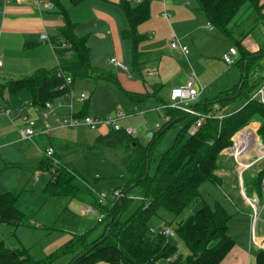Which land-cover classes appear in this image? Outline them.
<instances>
[{"label":"trees","instance_id":"16d2710c","mask_svg":"<svg viewBox=\"0 0 264 264\" xmlns=\"http://www.w3.org/2000/svg\"><path fill=\"white\" fill-rule=\"evenodd\" d=\"M50 1L63 22L57 32L49 36L50 42L55 45L56 65L50 68L38 67L32 73L18 78H6L0 81V92L15 95L27 91L31 104L41 106L45 101L61 98L78 79L98 83L107 80L119 85L112 73L91 65L86 45L87 36L74 33L75 23L71 21L68 9L60 0ZM80 1L68 0L71 5ZM194 1L208 24L222 35L233 39L239 52L236 64L241 76L232 88L209 99L197 100L192 107L207 112L212 105L222 107L236 98L242 99L244 105L222 118H207L192 134L188 133L195 119L191 116L178 131L171 145L161 152L152 174L149 173V162L160 136L174 122L189 114L167 107L165 112L169 119L151 134L146 144L129 135L123 128L107 129L97 135V141L110 148L121 149L120 162L127 173L123 185L114 188H119L122 196L111 201H101L83 177L77 175L71 164L58 160L54 155L57 163L50 157L43 156L36 169L46 171L51 176L44 185V193L76 198L103 212L104 217L91 229L70 235L59 247L39 259H34L24 246L10 249L0 240V264H54L62 257H68L64 264H218L232 248L234 239L227 232L231 215L219 202L213 206L204 202L199 186L206 180L220 185V177L215 173L218 156L224 148L232 145L231 137L253 119L261 121L258 136L264 143V103L252 97L264 79L262 76H251L264 57V43L256 51H250L242 44L241 37L234 39L233 34L238 15L247 8L245 5L260 12V3L259 0ZM118 6L128 23L120 35L132 42V68L139 72L137 62L140 52L136 45L141 36L137 34L136 26L148 18L149 0L135 4L129 0H119ZM61 43H64L63 47ZM58 72L63 75H58ZM64 76H70L71 83L60 88ZM258 84L260 86L257 87ZM121 89L131 102L139 104L156 97L160 86L153 84L144 92ZM85 114H88L87 100L77 113L78 116ZM255 126L256 123L250 124L244 131L237 133L234 139L238 140L246 130ZM93 147L92 145L91 148ZM262 178L264 166L252 181L258 197L262 195ZM136 186L142 190V200L123 217L132 205L131 191ZM18 193V189H13L0 194L1 223L23 221L21 212L15 207ZM192 204L199 206L175 227V233L188 249V254L182 257L176 254V247L168 241L166 235L150 229L148 220L160 206L178 214ZM80 253L82 255L77 257ZM252 264H264L263 248L257 250Z\"/></svg>","mask_w":264,"mask_h":264},{"label":"rangeland","instance_id":"374dc122","mask_svg":"<svg viewBox=\"0 0 264 264\" xmlns=\"http://www.w3.org/2000/svg\"><path fill=\"white\" fill-rule=\"evenodd\" d=\"M180 1L182 3L184 2L185 6L190 8L197 6L194 0H179V2ZM187 1H190L189 5L187 4ZM131 3L135 4V1H131ZM160 5V1L152 0L151 4H149L148 18L136 26L137 34L141 36L136 45V49L138 51L142 48L153 49V52H156L153 60L155 63L152 64L153 67L147 68L155 70L156 68L154 66H156L158 62L159 70L162 69L163 72L160 73L163 79L162 86L156 97L148 98L137 106L136 103L131 102L126 97L118 84L107 80L98 83L93 80L78 79L75 81L72 92L74 97H77L81 91L87 95L88 114H108L113 112L116 108H120L124 117L119 120V125L122 128H133L136 131L135 137L143 144L148 143L151 138L147 136V133L151 132L152 134L155 132L154 126L156 123L161 125L165 123V108L162 107V104L164 102H169V91L175 87L182 78L181 75H174L173 73L168 72V69L179 70L183 68V70H180L181 72L183 71V74H193L194 72L195 74L196 72L199 73V76L196 78V85L202 89L198 98V100L201 101L205 100V97L211 95L206 94V92L215 93L230 87L237 82L240 75L238 65L236 64L239 52H237L236 55H232V57H237L232 64H227L221 56L218 55V50L221 49V47H226L227 49L230 45L235 46L236 48L237 46L233 42V39L222 34L219 35L217 29H207V34H209L207 41H209L215 48L210 50L211 54H204L205 56L203 57L202 48H200L199 55L195 58L197 59V62L194 65V60H192L191 68L184 55L177 54L169 47V43L174 35L172 32L174 18H169L170 23L166 21V19L160 14ZM245 6H247V8H245L246 10H244L241 15H238L236 23L244 22L245 26L247 25L246 29H248L249 32L252 31L250 35L245 38V43L252 47L254 43L264 42V4H259L260 12L259 10L255 11L254 8L247 4ZM52 11L54 19L48 29L45 30L48 32L56 31L63 25L60 16L55 13V8L52 9ZM180 14L181 16L175 20L179 33L176 34V36L180 38L182 37V40L185 41L188 50L191 53L188 57H192L193 53L196 51V47L191 45L190 38H193L195 42L202 43V27L201 31L195 30L193 28L195 22L189 20L192 19L191 15L188 16L183 13V11H181ZM149 31L153 33L152 39L144 36V33ZM233 34L234 39H240V37H242L238 33L233 32ZM211 35L216 37L212 38ZM8 41V54L7 50L1 52V58L4 62L2 70L4 72H0V81L4 80V78L9 75V77L12 75V77L18 78L30 74L31 72L28 73L29 68L37 62L38 65L44 63L45 68L55 65L53 49L48 42H43L41 45L34 46H19V44H16L13 39ZM125 41V44L128 45L127 51L131 52L132 42L128 39ZM107 55L108 50L104 49L102 53L103 58L101 60L103 61ZM123 60L124 62L131 63L130 58H123ZM105 62L102 64V67H98L109 70L110 66L106 65L107 62ZM6 71L11 72L12 74H9ZM155 73L156 71L152 75L147 76V78L151 79V81L156 80ZM256 73L262 74L264 77V59L261 61L260 65L252 71L251 76ZM214 76L217 79L213 80L209 86L203 85L202 78L208 81ZM122 79L134 80L128 78L126 75H123ZM150 85L151 86L149 87H152L153 84ZM258 86H260V84H258L257 87ZM28 96L27 91H21L15 95L7 94V92H0V104L5 103L6 107L10 108L12 111L11 118L3 115L0 116H3V125L6 127L9 139L13 140L10 146L6 147L5 150L4 148L2 150L0 149L2 157L11 162L9 163V166L5 168L3 165H0V187L18 189L19 193L15 201V207L17 204L24 211L31 213L35 208L38 209V206L41 205L43 199L42 196H45L43 188L50 175L48 172H40L38 178L35 179L32 170L37 168L41 160L42 153L40 149H44L47 143V136H42L39 133H36L31 138H22L19 133L21 128L28 126L29 119H33V124L29 125L33 130L38 131L42 126V118L38 114L36 106L32 105L29 101ZM64 96L65 95L62 96V103L66 105L69 102V99ZM24 101L27 102L25 111L29 115H27V119L22 118V120H20L16 116V113H18L17 110L19 104ZM234 101V109L237 108L239 104L243 103V100L240 98ZM73 105L75 108L79 105L81 108L84 105V101L83 103H80L74 99ZM210 107L211 109H215L216 105ZM62 115L63 114H59L60 119H63ZM50 117L51 115H49L48 118ZM190 118L191 116L187 115L184 119L174 122L160 136L156 148L150 158V174L153 173L161 152L165 151L171 145L178 131ZM106 130L107 128L105 127L92 129L85 125L72 127L60 125L57 121L52 122V131H54L56 137L53 140L56 144L59 142L62 144V150H60L62 160L69 162V164L74 166L77 175L83 177L87 185L97 196L101 192L104 193V202L111 201L114 198L113 189L117 186L123 185L127 175L125 168L120 162L121 149L110 148L104 143L96 140L97 135L106 132ZM6 140H8V138L4 141ZM92 145L94 146L93 148H91ZM218 159L220 161V158ZM52 161L54 163L58 162L56 159H52ZM259 168H261V165H259ZM250 170L256 176L257 168L252 166ZM237 183L238 181L235 183L236 186ZM199 193L201 199L209 206H213L216 202H219L228 210V213L231 214L227 223V232L234 239L236 245L247 243L249 235H251L252 232V227L255 228L260 224L259 218L262 217L263 204L258 200V204H255L257 218L254 221H252V218L247 221V219L244 218V215L235 209V205L233 204L234 201L240 204L242 202L238 188L235 190L230 188L228 181H224L218 185L206 180L200 184ZM131 194L133 196L132 205L129 210L123 214V217L127 216L142 200V190L139 186L134 187ZM246 194L248 196V193ZM48 198H50V202L53 200L57 202V204H53L50 209H59L49 223L47 222L46 225H43L40 228L31 224H29V226H31L29 227L23 223L21 225L25 226H19L25 229L23 239L26 241L28 252L34 259L44 257L64 243L70 235L78 234L80 231L85 232L94 227L97 222V213H100V211L96 209V214L90 213L84 215L81 211L83 209L82 207H86V205L75 199H72L71 203L80 205L81 210L80 208L75 207L67 208L69 205V198L66 196H51ZM248 198L250 197L248 196ZM262 198H264V192ZM36 202H38L37 205L35 204ZM31 205H33V210ZM45 205L46 204L43 202V207H45ZM198 206L199 204L189 205L178 214H173L171 211L160 206L156 213L148 220V225L154 232H161L164 228L169 227L172 230V233L166 235V238L176 247V254L185 257L188 254V249L184 241L175 233V227L179 222L187 219V217L192 214ZM251 209L253 210L252 207ZM20 212L25 216L24 218H27V216L23 214L25 212H22L21 210ZM28 219V221H30L32 220V217H29ZM4 224L5 223L0 222V238L5 241L6 238H10L6 227L8 225ZM261 242L264 248L263 238L261 239ZM251 250V256L253 257L255 251L253 248ZM67 260L68 257H62L56 260L54 264H64Z\"/></svg>","mask_w":264,"mask_h":264},{"label":"crops","instance_id":"0c3cea01","mask_svg":"<svg viewBox=\"0 0 264 264\" xmlns=\"http://www.w3.org/2000/svg\"><path fill=\"white\" fill-rule=\"evenodd\" d=\"M60 1L68 9V13H69V17L71 21L75 23L74 33L77 35L87 36L86 45L89 49L91 65L99 68L98 66L102 67V64H104V62L106 61L107 62L106 65L110 66L109 70H105L103 68H99V69L112 73L113 76L117 79L120 85V88L122 87L123 89L128 90V91L144 92L147 88H150L149 87L151 86L150 84L159 85L161 88L163 79L160 73H163V72H162V69L159 70L158 62L156 66H154L156 68L154 70L156 71V73L154 74L156 77V80L151 81V79L144 77L142 74L144 69H146L147 67H153L152 64L155 63L153 60H154V56L156 55V52H153V49H143L142 48L141 50H139L140 57L138 59L137 66L140 67V71L138 72L136 69L132 68V53L127 51L128 45L125 44L126 38H122V36L120 35L121 30L126 28L128 23H127V20H126V17L123 11L118 6L119 0H81L76 5H71L68 2V0H60ZM151 1L152 0H149V4H151ZM158 1H160L161 3L160 5L161 6L160 7L161 16L164 19H166V21L168 22H169L170 17L174 18L173 27H172V30H173L172 32L174 34L173 38H177L182 44L186 45L185 41L182 40V37L180 38L176 36V34H179V33L177 29V24L175 21L177 18H179V16H181L180 14L181 11H183V13L187 14L188 16L191 15L192 19H189V20L195 22V26L193 24L194 26L193 28L195 30L201 31V27H202V43L201 42L198 43L197 41L195 42L193 38H190L191 45L196 47L195 48L196 51L193 53L192 57H188V55L191 54L190 51L188 50V47H187V52L183 53L178 49L171 48L169 45V47L172 50H174L177 54L179 53L181 55H184L188 61L189 66L192 68L191 62L192 60H194L193 61L194 65L197 62L196 61L197 59L195 58L198 57L200 48H202V57L205 56L204 54H208V55L211 54L210 50H213L215 48L212 46V44L209 41H207V37H209L208 36L209 34H207L208 33L207 29L213 30L215 28L210 25L209 26L207 25L208 23L206 22L203 14L197 9V6L190 8V7L185 6L184 2L183 3L181 1L179 2V0H158ZM260 3L264 4V0H260ZM187 4L189 5L190 1H187ZM52 12H53L52 10L39 11L35 6L34 0H25L22 3L0 0V54L4 50H7V54H8V49H7L9 47L8 40L10 39H13L16 44L17 43L19 44V46L21 45L34 46V45H39V44L41 45L43 44V42H48L46 40L40 39V34L45 32L49 37L50 35H54L57 32L58 29L56 31H50V32L45 31L48 29L52 20L54 19L53 17L54 14ZM164 12H167L169 16H165L163 14ZM246 26L244 22L235 23L233 32L238 33L242 36L241 42L247 49H249L250 51H256L260 47V45L263 44L264 42L256 43V44L254 43L252 47L248 46L245 43V38H247V36H249L252 31L249 32V30L246 29ZM220 34L221 33L219 32V35ZM144 36L146 38L152 39L153 33L151 31L145 32ZM211 37L213 38L216 36L211 35ZM230 46H228V48ZM228 48L226 49V47H223V48L221 47V49L218 50V55H220L222 58L223 53H225L228 50ZM49 49H50V46H49ZM104 49L108 50V55L102 61L101 59L103 58L102 53ZM53 53L55 56V65H56V55H55L54 49H53ZM113 56L122 60L123 62H124L123 58L131 59V63H128V62H124V63H126L129 66L133 74L132 79L134 80L122 79V76L125 75V73L114 68L111 64L108 63V59ZM236 58L237 57H234V60H236ZM263 59L264 57L261 59V61ZM3 65H4V62L2 61V65L0 66V72H4L2 70ZM38 67H44V63H42L41 65L40 64L38 65V62L35 63L29 68L28 73L29 72L32 73ZM180 70H183V68L179 70H174V69L167 70L168 72L173 73L174 75H181L182 77L179 80V83L175 85V87L183 84L188 78H193L196 83V78L197 76H199L198 75L199 73L196 72L195 74L194 72L193 74H190V73L183 74V71L181 72ZM6 72H8L9 74H12L9 71H6ZM9 76H7L6 78H9ZM240 76H241V72L239 75V79H240ZM255 76H262V78L264 79L262 74L256 73V74H253L252 77L254 78ZM215 79H217L215 76L213 78H210L208 81L202 78V83L205 86L206 85L209 86L211 82ZM239 79L237 80V82H235L230 87H227L218 92H215V93L206 92V94H211V95H209V97H205V99L214 97L217 93L232 88L236 83H238ZM74 84L72 85V89H74ZM261 86H264V82L263 84H261ZM170 91H169V94H170ZM85 100L86 99H84L83 101ZM234 100H232L230 103L222 107H217L216 105L215 109L218 110L220 113L226 115L231 112L237 111L245 103L243 101V103L239 104V106L234 109L233 108V104L235 102ZM83 101H77V102L83 103ZM26 103L27 102L24 101L18 106V107L23 106V109L20 112L17 110L18 113H16V116L20 120H22L23 115H29L25 111ZM139 104H136V105L138 106ZM0 106L6 107L5 103L0 104ZM75 109L79 111L80 106L79 105L76 106ZM102 115H105V114H102ZM3 116H0V149L1 150L3 148L5 150V148L9 147L11 142H13L12 139H9L8 132L6 131V127L3 125V119H2ZM252 123H256L255 128L251 127L250 129L246 130L238 138V140L234 139V136L237 133L244 131ZM260 126H261V121L258 119H253L252 121L244 125L239 131H237L234 134V136L231 137L232 145L224 148L220 152V155L218 156V158H220V161L219 159H217L218 168L215 171V173L220 177V183L224 181L225 182L228 181L230 188L234 190L238 188L239 195L242 198V202L240 204L234 201L233 204L235 205V209L238 212H241L244 215V218L247 219V221L251 219V215L253 212V210L251 209V206L247 202L248 196L257 197V199L261 202V204H263L262 205L263 207L262 217L259 218L260 224L255 228L252 227V232H251V235H249L247 243H244L242 245H236L234 241V245L232 246V248L228 251V253L223 257V259L218 264H252L255 260V255H256L257 250H259L260 248H263L261 239L262 238L264 239V198H262V195L260 197L257 196L254 190V187H253V183H252L255 175L250 170L252 166H255L258 172L264 166V143L261 141V144H258V141H257L258 139H260L258 136V129ZM248 135H251V137L247 138ZM42 136H47L46 137L47 143L44 149L47 146H51L53 148V151H54L53 155L55 156V158L57 157L58 160L65 162V163H69V162L62 160L61 158L60 150H62V144L60 142L58 144L54 142L53 139L56 138L54 131H51L49 135H42ZM7 138L8 140L4 141ZM44 149L42 148L40 149L42 153V157L44 156L43 154ZM9 163L11 162H9L7 159L2 157V154H0V165H3L5 168L9 166ZM259 165H261V168H259ZM32 170H33L35 179L38 178V174L40 172H46L41 169H35V170L32 169ZM50 177L51 176H49L48 180L50 179ZM235 180L238 181L237 186L235 185L236 183ZM263 184L264 183H263V178H262V182H261L262 189H263ZM2 188L3 187H0V194L7 190H13L11 188L10 189H7V188L2 189ZM246 193H248V196ZM262 194H263V190H262ZM44 195L45 196H42L43 197L42 203L40 206H38V209L35 208L33 210V205H31L32 210H33L31 213L24 211L23 209H21V207H19L16 204V208L18 210L20 209L22 212H25L23 214H25L27 218H24L25 216L22 215L23 221H21L20 223L6 224L8 225L6 227H7V232L9 233L10 239L6 238L4 241V239L2 240L0 238V240L3 241L6 247L10 249H14L19 246L26 247V241H24L23 239V236L25 235V229L19 227L22 223L28 226L29 224L34 225V226L36 225L35 227L40 228L41 226L46 225L47 222L49 223L54 218V216L57 213V210L59 209L53 210V209H50V207L53 204H57V202H55L54 200L50 202V198L48 197H51L53 195L47 194L48 195L47 196L46 193ZM66 197L69 198V201H68L69 205L67 206V208L75 207V208H80L81 210L80 205L71 203V200L75 199L79 202H82V201L76 198L69 197V196H66ZM43 202L46 204L45 207H43ZM82 203H84L86 207L90 205L85 202H82ZM35 204L37 205L38 202H36ZM86 207H82L83 209L81 212L84 213V210ZM86 214H90V213H84V215ZM29 217H32V220L28 221ZM25 225H21V226H25ZM79 233H83V231H80ZM252 248L255 251L253 257L251 256ZM95 264H107V263L97 262Z\"/></svg>","mask_w":264,"mask_h":264},{"label":"built area","instance_id":"2783aa9c","mask_svg":"<svg viewBox=\"0 0 264 264\" xmlns=\"http://www.w3.org/2000/svg\"><path fill=\"white\" fill-rule=\"evenodd\" d=\"M6 1H14L17 3H22L25 0H6ZM135 1L136 3H139L143 0H130ZM35 6L39 11L42 10H52L54 9V5L52 1L50 0H34ZM165 16H169L167 12L163 13ZM208 26L210 24H207ZM211 26V25H210ZM40 39L46 40L49 42L52 49L55 48V45L50 42L48 35L44 32L40 34ZM170 47L173 49H178L183 53L187 52V46L182 44L177 38H173L170 43ZM64 46V43H61V47ZM237 50L234 46H230L228 50L223 53L222 59L227 64H232L234 62V57L232 55H236ZM108 63L111 64L114 68L122 71L125 73V75L128 78H132L133 74L129 68V66L124 63L122 60L116 58V57H110L108 59ZM2 65L1 60V54H0V66ZM155 71L153 69H144L142 74L144 77L150 76ZM63 75L61 72H58V75ZM71 83V77L70 76H64V82L60 85V88H62L65 85H68ZM201 87H198L195 83V80L193 78H188L183 84L176 86L171 89L169 94V102L163 103L162 107L165 109L167 107L174 108L177 110H181L190 116H194V121L191 125V127L188 130V133L192 134L196 131L198 127H200L207 118L215 117V118H222L225 114L220 113L216 109H211L207 112H202L196 110L194 107H192V104L196 102L200 96L201 93ZM73 89L70 87L66 93L64 94V97H67L69 99V102L65 105L62 103V97L55 99L54 101H45L43 105L36 106L38 114L41 116V123L42 126L38 131H35L31 128V124H33V119L28 120V126L25 128H21L19 130V133L22 138H31L34 134L39 133L40 135H49L52 131V122L57 121L60 123V125H67V126H81L85 125L92 129L94 128H100L105 127L107 129H114L119 130L122 127L119 125V120L124 117V114L122 113L120 108H116L113 112L105 114V115H92V114H85L82 116H78V110L75 109L73 105V100L77 101H83L87 98V95L84 92L79 93L77 97H74L73 95ZM252 97H255L259 99L262 103H264V86H260L252 95ZM23 109V106H20L18 108V111L20 112ZM61 112V113H59ZM59 114H63V119L59 118ZM0 115H4L8 118L12 117V111L8 107L0 106ZM49 115H51L50 118ZM23 119H27V115L22 116ZM169 119V116L167 114L164 115V122H166ZM162 125L159 123H156L154 126V129L157 130ZM129 135L135 136L136 131L133 128L127 127L123 128ZM53 148L51 146H47L43 150L44 156L50 157L55 160L53 157ZM264 183V178H263ZM263 192H264V184H263ZM113 196L114 198L122 196V192L119 188L113 189ZM98 197L101 201L104 202L105 195L104 193H99ZM248 204L253 208L254 212L251 215L252 221H254L256 217V208L255 204H258L257 197H250L247 198ZM96 208L88 205L84 213H92L96 214ZM104 217V213L100 211V213H97V221H100ZM164 235H168L172 233V230L169 227L164 228L161 231ZM175 257V256H174Z\"/></svg>","mask_w":264,"mask_h":264},{"label":"water","instance_id":"95a60500","mask_svg":"<svg viewBox=\"0 0 264 264\" xmlns=\"http://www.w3.org/2000/svg\"><path fill=\"white\" fill-rule=\"evenodd\" d=\"M230 97H232V96H230ZM147 136L150 137V136H151V132H148V133H147ZM257 141H258L259 144H261V140H260V139H258ZM15 223H16V222H15ZM81 255H82V253L78 254L77 257H80Z\"/></svg>","mask_w":264,"mask_h":264},{"label":"bare ground","instance_id":"6f19581e","mask_svg":"<svg viewBox=\"0 0 264 264\" xmlns=\"http://www.w3.org/2000/svg\"><path fill=\"white\" fill-rule=\"evenodd\" d=\"M251 134H253V133H251ZM252 136H253V135H252ZM248 137L250 138L251 135H248L247 138H248ZM247 138H245V139H247ZM254 140H255V139H254ZM252 142H253V141H252ZM256 142H257V141H256ZM241 143H242V142H241ZM252 144H253V143H252ZM252 144H251V145H252ZM254 144H255V143H254ZM258 144H259V143H258ZM242 150H243V149H242ZM259 153H260V152H259ZM239 164H240V163H239Z\"/></svg>","mask_w":264,"mask_h":264}]
</instances>
